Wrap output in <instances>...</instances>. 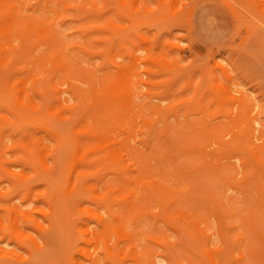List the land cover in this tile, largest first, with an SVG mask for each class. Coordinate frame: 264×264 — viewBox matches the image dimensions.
<instances>
[{
    "label": "bare ground",
    "instance_id": "bare-ground-1",
    "mask_svg": "<svg viewBox=\"0 0 264 264\" xmlns=\"http://www.w3.org/2000/svg\"><path fill=\"white\" fill-rule=\"evenodd\" d=\"M98 1L0 0V174L11 181L9 190L1 188L0 201H7L11 191L30 195L36 185L32 180L38 176L61 190L69 226L61 227L64 236L72 246L71 230L78 220L75 231L81 243L92 246L88 250L80 246L69 254L70 264H183L182 258L189 264H264V120L260 121L254 98L252 103L249 100L248 87L246 95L242 92L246 87L238 82L240 70L226 57L208 70L209 85L220 86L214 101L220 108L232 103L226 116L229 123L234 120L233 125L223 135L221 125L202 124L206 117L182 125L163 120L158 128L155 117H144V107L134 100V87L143 82L138 72L131 71L135 63L123 66L115 60L122 49L134 57L125 45L131 42L126 33L130 24H115L117 18L113 22L108 16L109 0L101 1L103 7ZM136 1L119 0V8H127H122L121 19L124 13L137 25L148 23L135 14ZM158 1L161 8L169 4L173 9L159 18L164 21L171 17L177 21L183 7L179 4L187 5L183 0ZM251 1L264 11V0ZM142 4L145 12L151 11L145 0ZM247 9L241 6L238 11L246 15ZM185 15L179 20L185 22ZM58 19L75 22L72 38L57 27ZM172 45L180 54L182 45ZM79 54L87 62L97 56L103 60L100 67L89 69L80 65ZM135 60L148 63L143 72L149 76L173 71L172 64L176 68L179 61L174 56L169 62L165 55L150 51ZM214 70L221 71L216 75ZM177 81L173 77L168 86ZM189 81L195 85L194 79ZM163 82L165 92L175 89L167 87V91ZM213 87L209 88L215 93ZM198 92L199 87L190 100L203 111L205 92L196 100ZM166 94L161 100L171 97ZM188 100L182 102L191 103ZM152 108L158 115L156 106V111ZM67 124H71L69 130ZM134 128L144 136L135 140ZM227 134L230 138L225 139ZM132 141H139L141 148L135 150ZM61 155L64 180L58 183L52 173ZM225 185L228 189L242 186L246 200L253 203L245 200L236 207L235 199L221 191ZM49 186L36 193L46 197L43 208L36 205L27 210L31 202L26 198V209L11 201L1 205L0 231L7 229L10 242L16 245L10 249L0 245V259L25 262L48 246L52 226L61 220L56 206L59 197ZM119 190L124 192L113 196ZM83 195L86 199H81ZM71 204L77 205L81 218H72ZM144 220L150 226L146 233L139 225ZM142 234L146 244L138 248ZM80 254L84 259H79Z\"/></svg>",
    "mask_w": 264,
    "mask_h": 264
},
{
    "label": "rangeland",
    "instance_id": "rangeland-1",
    "mask_svg": "<svg viewBox=\"0 0 264 264\" xmlns=\"http://www.w3.org/2000/svg\"><path fill=\"white\" fill-rule=\"evenodd\" d=\"M101 1L102 0L98 1L99 2L98 6L103 7L101 6L103 3ZM125 1L128 2V0ZM145 1L147 6L151 9L150 12L144 11V7L142 4L143 0H137L134 3L138 8V11L135 14L149 21L148 23L138 24V25L132 18H128V16L127 18L126 16L124 18L125 15L124 13H123V18L121 19L122 15H120L121 14L120 12H123V10L126 11L127 8L125 9L122 7L123 10L122 8H119L120 7L119 0H109V4H107L108 13H109V15L108 14L107 15L111 16L110 19H112L113 17V22H115L114 19L117 18L115 24L118 25L121 24V22L124 23L125 25L130 24V28L127 30L126 33L130 35L131 42H127L125 45L130 51H132L134 57H131L129 53H127L126 49H122V50H117V55L115 60L123 66L129 64L130 62L135 63L132 64L131 71L138 72L139 78H141L143 82H138L135 85L134 90L136 93L134 96V100L141 103L142 106L144 107V110L146 112V116L144 117L154 116L155 117L154 120L158 128L162 127L163 120L169 122L171 125L173 124L182 125L189 119L190 120L196 119L198 121L199 119H201L203 121L205 120L203 118L206 117V122L203 121L202 124L205 125V123H208L213 125L218 124V126L221 125L222 127H220L221 129L219 134L223 135L226 131H228V128L233 125L234 120L231 121L232 123H229L230 122L229 117L226 116V112L231 108L232 103L228 102L224 107L220 108L218 101H214V95L217 96L218 94L216 92V88L218 91L219 85L218 83H216L217 84L216 85L215 82H213L214 83V87H213L210 78L212 77V75H208L209 74L208 70L212 69V66H214L215 61L221 60L223 57H226V59L230 58L231 61H233L234 63V67L236 68L238 67V70H240L239 71L240 77L238 76L239 77L238 82L240 83V85L243 84V86L240 87H246L244 91L242 90V92H244L245 94V91L247 93L248 90L249 94H251V98L249 100L251 101L254 98L253 99L254 102L256 101L255 105L253 103L254 107L256 106L259 107L258 109H256L259 111V113L257 111L256 112L259 114L258 116L261 118V120L260 119L259 120L260 121L264 120V11H260L257 7H255L256 4H254L255 6L252 5L253 3L251 4L252 2L251 0H183L187 2V5L185 4L183 5V3L181 5L179 4V8L180 6L183 7H181L182 10L180 9L177 16H179L180 13L179 18L180 20H182L183 14H186L185 15L186 17L184 16L185 22L180 21L179 18H177L176 21L175 19L176 17L175 18L171 17L167 19V21H164V20H159V18L163 15L169 16V14H171V12L173 11L172 6L167 4L161 8L158 0H145ZM241 6H244V8L246 7L248 8L247 13L245 12L246 10L244 11L246 15L239 13L238 8H240ZM129 7L131 8V6ZM198 8H203V9L205 8L206 13L204 12L199 14ZM115 13L117 14V16ZM108 16L107 19H109ZM250 16L251 18L248 20L252 21L253 19L254 21V22L253 21L250 22L251 25L246 23V21L248 22V20L246 19ZM196 18H197V22L198 23L200 22L202 28H207L206 30L200 31L197 29L198 26L194 24ZM239 19H242V23H240ZM56 24L57 27L60 30H62L65 34H70L72 30V26L75 24V22L67 21L63 23L60 19H58V22ZM115 31L116 30L114 29V32ZM139 35H142V37H140ZM72 37L73 34L67 36V38H72ZM174 43H179L180 45H182L180 49V54L173 48L172 44ZM72 51L76 52V50H72ZM149 51L155 53L159 57L162 54L165 55L169 62H172V58L174 56L177 57L179 60L178 66H176L175 68V65L172 64V67L175 68V69L173 68V71L172 69L171 70L167 69L164 72H162L163 75L158 73L154 76H149L147 73L143 72L145 68L149 67L148 63L143 62L141 60H135L136 56H146ZM79 56H80L79 58L80 65L87 68L89 67V69L94 68L95 66L100 67L97 65L98 64L100 65V63H102L103 60L102 56L101 58L97 56L93 58L92 61H89L91 62L89 63L86 61L85 55L79 54ZM113 68H108V70L111 71L113 70ZM108 70L104 72L108 73ZM214 71H215L214 74L219 75V71L221 70H214ZM102 72H98V73L104 74V72L103 73ZM169 74H172L170 79L174 77V81H177L179 78L177 82H173V84L177 83L176 85L175 84L172 85V83L170 85V87L175 86L174 87L175 89H173L174 91L173 90L171 91L172 88L170 89V87L168 86L170 83V82L168 83V81L170 80ZM174 74L178 75L176 76V78L178 77L177 79L175 78ZM165 78H167L168 80H166ZM192 79H194L195 85H198L196 89L199 87V92L197 95L198 98L195 99L198 100L199 98H201L202 97L201 95L205 92L204 98H202V102L204 104L203 111H201L203 107L199 106L200 104H198V102H195L194 99L193 101L190 100L193 98L194 92L196 90L194 89L195 85L191 84L192 85L191 87V85L189 84L191 83L189 80ZM163 81H165V84L167 83L165 88L169 87V91L171 92H165ZM209 81H211L210 83L212 85H209ZM151 82H155L156 85H153L154 83L152 84ZM187 84H189L190 86H187ZM80 85L86 86V84L82 85V83ZM209 87H213V89H215V93H213L214 90H211ZM240 87L239 89H241ZM164 93H168L166 95H170L169 93H171L170 95L171 97L167 98L166 96L167 99L165 98L164 101L161 100L162 97H165ZM172 93L174 95H172ZM183 99L184 100L189 99L188 101H191V103L182 102ZM171 103H174L173 104L174 106L172 105V107H170ZM155 106L157 108L158 115L154 114V110L152 107H154L156 111ZM185 107H190L189 108L190 110L187 111L188 113L186 114L183 113L184 112L183 109ZM225 109L226 111H224ZM235 109L237 111V108L234 107L232 116L236 115V112L234 111ZM150 112L153 113V115H151ZM136 120H138L137 121L138 124L141 123L140 116H138ZM236 122H238V120ZM70 126L71 124H67L68 130L70 129ZM136 129L134 128V132L136 133L133 134H135L134 139L138 140L140 137H143L144 135L142 136V134H140V132L138 131L139 129L137 130ZM224 138L228 139L230 138V135L228 134L224 135ZM132 143L135 146V150L141 148V144L139 143V141H132ZM64 160H65L64 156L61 155L58 159V166L55 169V171L52 173L53 176L50 175V177L52 176V178L57 180L58 183H62L64 180V174H61V170L63 171L64 168L63 166ZM223 162H225V160H223ZM102 174H104V172ZM238 178L239 179L241 178V174L237 175V179ZM32 183H35L36 185L30 195L24 196L26 192L22 190L11 191L9 195H7V198L11 199V200L9 199L7 200L9 202L11 201L10 203L9 202L8 203L11 205L15 203L18 206H21L23 204L22 207L26 209L25 206L29 202L26 205L25 203L29 200L31 203L28 204L27 208L29 209L27 210H31L33 206L36 205L43 208L45 205L44 201L46 197L43 195H41V197L40 196L38 197L36 193L38 191L44 192L46 186L50 185L49 188H51V191H53L52 189H54V191L56 189L57 197H59V199L56 198V203H57L56 206L58 210V216L59 218H61V220L57 221L59 224H55V226L54 225L52 226V229L48 237V241H49L48 246L44 250L34 253L35 255L33 254L34 255L33 258L25 262L0 259V264H70L69 254L70 255L72 253L75 254L74 251H76L80 246H82L85 250L90 249L92 246L89 244L81 243L80 234L78 230H76L78 233H76L75 231L76 225L78 226L79 223L78 220L74 223L75 225L73 227V230H71L73 231L72 246L69 245V240L64 236L61 227L65 224L66 228L68 227L69 229V226H68V219L64 214V211L61 206L62 204L60 198L61 190H58L56 187L54 188V186L53 185L51 186V184L42 182L40 176L35 177L32 180ZM63 186L64 185L61 184V187ZM10 187H11V181H9V179L7 181L6 177L0 174V190L2 189H3L2 191L9 190ZM217 189H220V187L218 188L217 186ZM119 191L121 192L118 193L115 192L113 196H116L119 193L124 192V190H119ZM221 191L224 192V195L233 197L235 199V204L237 205L236 207L239 206L238 208L244 205L245 202L248 203L247 202L248 200L250 201V204L253 203L251 201L252 199L246 200L245 198L246 192H243L242 186H239L234 189H230V188L228 189L226 188L225 185L224 187H222ZM99 192L104 194L106 191L99 189ZM251 192L256 195L255 190H252ZM86 196L83 195L81 199H86ZM25 198L27 199V201L23 203ZM7 201H3L4 203L0 201L2 203V204L0 203V207L1 205L2 206L6 205ZM82 206L86 207L90 205L88 203H83ZM69 209L73 213L72 218L76 219V217L78 216L80 218L82 217L78 212L77 205L71 204ZM59 210H62L63 212V214H61V217H60L61 212ZM3 212L5 213V211ZM210 221L215 228L216 225L215 221L213 219H210ZM158 224L163 227L164 231L167 229L162 224V222H158ZM139 225L144 230L145 233L150 228L148 220L139 222ZM57 226L59 227L60 230L58 229ZM128 228L133 229L132 225L128 226ZM4 231L5 232L0 231V245L8 249L13 248L12 246L16 245V243L12 242L13 243L12 244L9 239L10 235L8 233V230L6 229ZM166 232L169 233L168 230H166ZM144 236L145 234L141 235V238L139 240L141 244L138 246V248L146 244V240ZM213 238L215 241L219 239L218 236L216 235ZM174 239L175 237H171V240ZM78 257L79 259H84L83 254H80V256ZM182 263L189 264L188 260L185 258H182ZM159 264H165V263L159 262Z\"/></svg>",
    "mask_w": 264,
    "mask_h": 264
},
{
    "label": "crops",
    "instance_id": "crops-1",
    "mask_svg": "<svg viewBox=\"0 0 264 264\" xmlns=\"http://www.w3.org/2000/svg\"><path fill=\"white\" fill-rule=\"evenodd\" d=\"M199 9H201V10H199V14L204 13V12L206 13L205 8H204V9H203V8H199ZM194 24H195L196 26H198L197 29L200 30V31H204V30L207 29V28H202V27H201L200 22H199V23L197 22V18H196Z\"/></svg>",
    "mask_w": 264,
    "mask_h": 264
}]
</instances>
